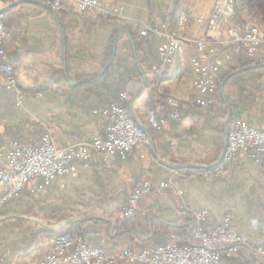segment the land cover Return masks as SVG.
<instances>
[{
  "label": "crops",
  "instance_id": "crops-1",
  "mask_svg": "<svg viewBox=\"0 0 264 264\" xmlns=\"http://www.w3.org/2000/svg\"><path fill=\"white\" fill-rule=\"evenodd\" d=\"M16 1L9 3V11L17 39L15 47L7 52L11 58H22L16 72L27 107L21 112L15 90H0V147L10 140L38 145L45 132L52 134L58 146L92 141L103 135L107 123L104 111L116 101L102 102L100 94L122 99V94L127 93L129 101L133 96L129 91L136 78L118 65L112 67L109 81L104 85L95 81L84 83L76 77L93 76L100 70L102 54L114 33L117 34L116 59L124 57L125 67L131 68L132 59L124 48L129 38L126 31L131 36L130 30L143 35V23L165 26L164 18L171 10L172 0H100V10H80L65 3L57 11L41 1ZM3 2L0 0V8L8 6ZM214 2L204 4L203 8L192 6L189 11L182 3L181 8L186 9L190 17L188 36L205 35L206 25L199 23L198 17L204 15L207 19ZM67 41L71 50L69 62ZM161 41L157 37V56L144 59L143 66L148 69L145 74L152 78L153 68L160 63L157 50ZM197 55L194 48L186 44L166 76L157 84L153 80L134 102L139 120L153 132L154 137L150 132L153 143L148 137L127 160L118 159L111 166L96 158L88 167L80 166L76 175L66 173L48 186L43 179L34 178L25 184L23 200H29L27 194L30 193L37 208H46L49 213L59 208L62 213L51 217L54 223L68 217L71 209L78 210L76 217L67 219L86 221L83 234L87 243L113 251L130 246V237L135 238V248L153 247L154 243L170 240H192L196 224L191 214L184 213L185 209L209 210L208 225L212 226L229 213L237 230L247 235L252 244L264 246V163L252 160L244 151L237 154L230 171L222 176L177 177L175 186L153 191L141 199L135 219L127 221L123 215L122 206L139 183L146 179L158 183L173 175L171 164L211 166L221 161L227 142L226 121L231 111L227 97L233 102L235 114L264 129V62L252 66V73L234 76L225 96L221 89L226 110L217 99L210 109L188 107L187 102L196 93L192 58ZM216 60L220 67L219 78L242 58L231 54L219 55ZM118 75L124 84L119 92L116 84L110 88L111 78ZM126 85L129 91L125 90ZM111 89L115 91L113 95ZM152 92L164 99L149 100L148 105L146 97ZM168 97L182 102L183 118L162 126L157 117L167 115ZM3 161L0 158V167ZM179 190H183V194ZM27 216L10 213L0 222V264H38L52 250L53 237L38 234L45 227ZM36 218L49 222L42 213ZM219 264H264V260L247 248L239 258L223 256Z\"/></svg>",
  "mask_w": 264,
  "mask_h": 264
},
{
  "label": "built area",
  "instance_id": "built-area-1",
  "mask_svg": "<svg viewBox=\"0 0 264 264\" xmlns=\"http://www.w3.org/2000/svg\"><path fill=\"white\" fill-rule=\"evenodd\" d=\"M33 1H41L54 11L61 9L65 3L73 4L80 10L102 9L100 0ZM235 2L215 0L209 17H198V22L206 25V33L201 37L188 36L190 17L186 9L179 11L181 20H176L172 28L142 24L143 35L152 34L162 40L157 50L160 63L152 73L154 84L166 76L173 64V56L181 54L188 44L199 55L192 58L196 93L187 106L207 108L214 102L218 91L220 67L216 59L219 55L235 54L254 65L264 62V31L253 30L246 22L241 28L233 26ZM9 35L5 14L0 13V90H15L19 104L23 106L25 93L18 84L15 66L8 61V52L4 47ZM128 98L127 93L122 94V99ZM166 102L169 109L160 121L162 126L180 121L183 116L179 99L168 97ZM104 113L107 118L104 134L92 141L58 146L52 134L45 132L38 145L10 140L7 145L1 146L0 158L4 161L0 167V208L20 196L25 184L34 178L43 179L48 186L66 173L76 175L80 166L88 167L96 158L111 166L118 159L127 160L134 149L148 141L147 133L136 123L130 109L113 102ZM242 151L252 160L264 163V129L239 118L230 123L223 163L216 169V174L229 172V164ZM195 175L200 173H193L191 177ZM202 175L212 176L206 172ZM177 177L188 178L185 174L174 172L158 183L142 180L123 206L124 217L135 219L140 200L153 191L175 186ZM179 193L183 194V190H179ZM184 213L191 214L196 224L190 241L141 248L127 246L113 251L88 244L82 234L67 232L53 237L52 250L38 264H117L123 261L132 264H219L223 256L239 258L247 248L264 260V246L252 244L247 235L237 230L231 214H226L221 222L208 228L209 210L185 209Z\"/></svg>",
  "mask_w": 264,
  "mask_h": 264
},
{
  "label": "trees",
  "instance_id": "trees-1",
  "mask_svg": "<svg viewBox=\"0 0 264 264\" xmlns=\"http://www.w3.org/2000/svg\"><path fill=\"white\" fill-rule=\"evenodd\" d=\"M182 0H172V5H171V10L168 13V15L164 18V22H165V26L168 28H172L173 24L175 22V18L178 14V12L182 9ZM7 17H8V24L7 26L9 28L12 29V32L10 34V36L5 40L4 42V47L6 48V50L9 52V49H13L15 47V43H16V39H17V35H16V28H14L12 26V22H11V13L9 10L3 12ZM239 16V12L237 13V15L233 18L232 20V25L238 28H241L244 25V20H238ZM170 24V25H169ZM133 39L135 41V45H136V54L134 52L133 46H132V42L131 40L127 37V40L124 43V48L127 50V54L129 55V57H131L133 65L131 66V68L129 67H125V59L124 57H119L116 59V55L113 59V61L110 63V65L107 67V69L102 73L99 74L100 70L104 67V65L108 62V60L112 57L113 53H114V47H115V38H116V33H114L111 38L109 39V43L108 46L106 47L105 51L102 54V58H101V62H100V70L95 74V75H87V74H81L78 77H76L77 80H83L84 83H91V82H100L103 85L109 81V76H110V72L113 66H117L119 67V69L123 70H128L129 72L132 73L133 76H135L136 80L134 81L133 85L131 86V90L129 91L128 86L126 85L125 90L129 91L132 95H135L140 88L142 87L143 83H144V78H143V73L148 72L147 67L143 66L144 64V59H154V57H156V50H155V44H156V39L157 37L155 35L152 34H147V35H140V34H135L134 32H132L130 30ZM70 45L67 41V49H66V57H67V61L69 62L70 58ZM241 57V56H240ZM242 58V57H241ZM22 58L20 56H15L14 58H11L10 55L8 57V61L13 64L15 66V70H16V66L17 63L20 62ZM117 60V61H116ZM239 64L235 65L233 67H231L230 69L226 70L224 73H221L220 77L218 78V91L217 94L214 96V100H219L222 104V107L226 110V102L224 101V99L222 98V94H221V85L224 84V91L227 92V90L229 89L230 85H231V79L236 76V75H243V74H247V73H252V66H255L254 64H250L248 61H246L244 58H242V60H239ZM116 62V63H115ZM115 64V65H114ZM249 66L248 69H246ZM151 69L152 64H150L149 66ZM63 72L65 70H62ZM61 71V72H62ZM240 71V72H238ZM220 72V70H219ZM69 73V72H68ZM112 82L110 85L113 86L114 84H116L117 86V90L116 91H120L121 88H123L124 84H122L121 82V76L118 75L116 78H111ZM153 80L154 78L147 76V86H150L153 84ZM233 84V82H232ZM113 89V88H112ZM111 89V95H113L115 93L112 92L113 90ZM100 94V98L102 100V102H112V101H116V103H118L120 106L126 107L128 109H130L129 106V101L126 99H114L112 96H104ZM158 99L159 101H162L164 98L160 97L158 94H156L155 92L149 93L148 96L146 97V102L149 105V102L152 99ZM229 103H230V108H231V113H232V120L235 119H239L240 116L235 114L233 112V102H230V98L227 97ZM150 100V101H149ZM214 102L207 107L206 109H210L213 106ZM137 116L139 118V111L137 112ZM164 114V112H163ZM163 117H157V119L161 120ZM183 118V116H182ZM181 118V120H182ZM140 119V118H139ZM159 120V123H160ZM180 120V121H181ZM152 136L153 132L150 130ZM234 162V161H233ZM232 163H230L229 165L231 166ZM223 163V161H215L211 166L207 167V168H201V167H193L190 165H183L182 164H177L180 165V167H173L174 168V172H178L179 174H185L187 175L188 178L191 177V175L193 173H200V175L204 174L205 172L214 176V177H219L222 176L223 174H216V169L219 167V165ZM26 189V186H24L20 196L10 200L8 203H6L5 205H3L0 208V217H7L10 215V213H15L16 216H20V215H32V216H40L41 213L44 214L46 216V219H48L50 222L52 221L51 217L52 215L55 214H61L62 211L58 208L55 210H52L50 213L46 210V208H37L38 204L34 203V197L32 194H27L29 196L30 200H23V195H24V191ZM129 198V197H128ZM128 198L125 201V204L128 200ZM124 204V205H125ZM12 205V206H11ZM122 210H123V206H122ZM79 214L78 210L75 209H71L70 210V214L68 213V217H72V216H77ZM68 217H61L59 218V220L57 221V223H61L62 221L66 220ZM125 220L129 221V219ZM86 224L85 220H80L77 222H70L67 225H65L64 227H62L59 230H54V229H49V228H42V230H40V232H38V234H44L47 233L49 234L51 237H54L58 234H63V233H67V232H72V233H79L84 235V225ZM206 227H213L212 225H208L206 224ZM37 235V234H36ZM156 236V235H155ZM153 236V238L155 239L156 237ZM129 245L130 246H135V238L134 237H130L129 240ZM170 242H177V243H184L186 242L185 240H170V241H164V242H158V243H154L156 246H160V245H165L167 243Z\"/></svg>",
  "mask_w": 264,
  "mask_h": 264
},
{
  "label": "rangeland",
  "instance_id": "rangeland-1",
  "mask_svg": "<svg viewBox=\"0 0 264 264\" xmlns=\"http://www.w3.org/2000/svg\"><path fill=\"white\" fill-rule=\"evenodd\" d=\"M4 1L3 3H7L9 5V2L7 0H2ZM214 2V0H182L183 7H186V9L189 11L191 7L193 8H203L204 4H210V2ZM235 16L239 12L238 20L240 21L241 19L244 20V23L246 22L247 26H257L259 29H262L264 31V0H235ZM182 7V6H181ZM181 14V12H178V14ZM189 13V12H188ZM180 14L178 16V20L180 19ZM192 11L190 12V16H192ZM6 17V26L8 24V17ZM13 20V16L11 15V22ZM177 20V16L175 18V21ZM181 20V19H180ZM176 24V22H175ZM175 26V25H174ZM173 26V27H174ZM8 30L10 31V34L12 32V29L7 26ZM176 57V55H175ZM175 59V58H174ZM26 105L24 104L23 106H20L21 112H25L26 110ZM35 121H37V118H33ZM38 122V121H37ZM24 196V195H23ZM30 200V199H29ZM70 214V211H68ZM27 217H32V216H27ZM49 221V220H48ZM50 222V221H49ZM52 225H57V221L50 222Z\"/></svg>",
  "mask_w": 264,
  "mask_h": 264
},
{
  "label": "water",
  "instance_id": "water-1",
  "mask_svg": "<svg viewBox=\"0 0 264 264\" xmlns=\"http://www.w3.org/2000/svg\"><path fill=\"white\" fill-rule=\"evenodd\" d=\"M22 2H35V1H33V0H18L15 3H22ZM10 8H11V5H8V6L4 7V8H0V13H3L5 11L9 10ZM126 33L128 34V36H129V38H130V40L132 42V46H133L134 52L136 54L135 41H134L133 37L130 35V33L128 31H126ZM116 51H117V39L115 40L114 53H113L112 57L108 60V62L105 64L103 69L101 70V73H103L107 69V67L110 65V63L113 61V59H114V57L116 55ZM143 78H144V83H143L142 87L140 88V90L135 95H133L130 98L129 106H130V111H131L132 117L134 118L136 123L145 130V132L147 133V136L149 137L150 141L153 143V138H152L150 132L145 128L143 123L139 120V118H138V116L136 114V110L134 108V102L141 96L142 92L146 89V86H147V75L145 73H143ZM221 89H222V94L224 95V92H225L224 91V84H222ZM231 121H232V113H231V111H229V115H228V118H227V121H226V131H225L226 132L225 133L226 134V138H228ZM226 144H227V142H226ZM224 151H225V148H224ZM223 157H224V152H223V155L221 157V160L223 159ZM171 166L172 167H180V165H176V164H171ZM190 166L201 167V168L209 167L207 165H201V164H193V165H190ZM26 218L31 220V221L39 223L41 226H43L45 228L54 229V230H59L62 227H64L65 225H67L68 223L76 221L75 219H66V220L62 221L61 223H59L57 225H52L49 222H47L45 220H42V219H39V218H36V217H26ZM3 219H4L3 217H0V222Z\"/></svg>",
  "mask_w": 264,
  "mask_h": 264
},
{
  "label": "bare ground",
  "instance_id": "bare-ground-1",
  "mask_svg": "<svg viewBox=\"0 0 264 264\" xmlns=\"http://www.w3.org/2000/svg\"><path fill=\"white\" fill-rule=\"evenodd\" d=\"M234 14H235V9H234ZM253 30H260L257 26H250ZM175 55L173 56V61H174Z\"/></svg>",
  "mask_w": 264,
  "mask_h": 264
}]
</instances>
